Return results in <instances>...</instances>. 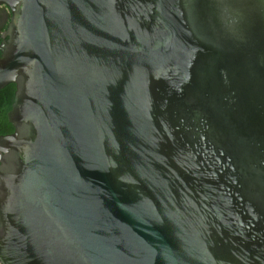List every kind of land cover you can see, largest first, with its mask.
Returning a JSON list of instances; mask_svg holds the SVG:
<instances>
[{
  "label": "water",
  "instance_id": "1",
  "mask_svg": "<svg viewBox=\"0 0 264 264\" xmlns=\"http://www.w3.org/2000/svg\"><path fill=\"white\" fill-rule=\"evenodd\" d=\"M0 264H264V0H0Z\"/></svg>",
  "mask_w": 264,
  "mask_h": 264
},
{
  "label": "trees",
  "instance_id": "2",
  "mask_svg": "<svg viewBox=\"0 0 264 264\" xmlns=\"http://www.w3.org/2000/svg\"><path fill=\"white\" fill-rule=\"evenodd\" d=\"M7 27L5 28L7 29ZM1 44L2 41L0 40V45ZM16 92V84H9L4 89L0 90V137L12 135L15 132V128L10 122L8 115L13 108Z\"/></svg>",
  "mask_w": 264,
  "mask_h": 264
},
{
  "label": "flooded vegetation",
  "instance_id": "3",
  "mask_svg": "<svg viewBox=\"0 0 264 264\" xmlns=\"http://www.w3.org/2000/svg\"><path fill=\"white\" fill-rule=\"evenodd\" d=\"M11 17H12V12L8 7L6 6L0 7V40L2 41L0 48L4 43L8 44L10 41V37L6 36L7 29L5 27L8 26ZM0 53L2 55L1 50Z\"/></svg>",
  "mask_w": 264,
  "mask_h": 264
}]
</instances>
